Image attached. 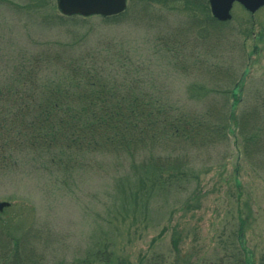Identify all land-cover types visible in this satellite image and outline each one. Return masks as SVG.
<instances>
[{
  "label": "rangeland",
  "instance_id": "1",
  "mask_svg": "<svg viewBox=\"0 0 264 264\" xmlns=\"http://www.w3.org/2000/svg\"><path fill=\"white\" fill-rule=\"evenodd\" d=\"M47 1L59 14L54 0H0V85L22 57L49 48L80 53L105 41L114 44L108 52L112 56L131 52L126 75L135 76L132 70L143 67L138 74L144 86L157 88L180 106L199 110L219 99L211 91L218 77L203 68L189 69L190 74L179 69L183 55L186 67L193 66L189 56L196 58L200 49L221 58L220 67L229 71L221 80L234 88L227 95L232 114L264 99V6L249 14L235 5L219 32L197 33L191 32V21L211 16L207 0H184L185 7L170 5L172 0H146V15L140 13L145 0L134 6L127 0L128 13L119 23L104 26L92 16L85 26L62 29L43 20L49 19ZM173 28L191 32L189 48L176 55L175 66L149 42L160 30ZM0 160L8 163L0 169V203L7 204L0 209V228L16 240L29 230L32 240H24L25 246L32 244L43 264H89L98 249L113 251L124 264H148L154 254L164 256L167 264H235L237 250L247 264L264 259V170L246 159L233 124L225 146L192 156L187 172L194 177L186 178L183 191H158L145 196L147 201L133 197L134 182L147 177L137 164L92 162L88 171L64 177L42 170L27 153L9 151ZM175 234L180 236L179 256L171 247Z\"/></svg>",
  "mask_w": 264,
  "mask_h": 264
},
{
  "label": "trees",
  "instance_id": "2",
  "mask_svg": "<svg viewBox=\"0 0 264 264\" xmlns=\"http://www.w3.org/2000/svg\"><path fill=\"white\" fill-rule=\"evenodd\" d=\"M139 1L131 3L134 6ZM52 3L47 1L49 19L43 17V20L55 28L85 26L83 24L91 19L56 14L52 12ZM127 9L116 16H96V19L104 26L119 23L127 15ZM149 9L147 1H142L140 13L146 15ZM36 13L42 15L44 11L36 8ZM223 24L211 16L203 21L192 19L190 30L219 32ZM184 32L163 29L152 35L149 42L160 56L165 54L175 66L176 55H183L189 48L191 32L188 28ZM97 46L74 54L49 48L17 62L0 85V157L9 151L27 153L41 163L42 170L64 177L88 171L92 162L95 165L104 161L137 164L147 177L140 176L134 182L133 197L147 201L145 196L158 191H183L188 184L186 178L194 177V173L187 172L192 156L225 146L233 124L246 159L254 168L264 170V99L257 100L243 112L232 114L233 106L227 95L234 88L222 83L221 78L229 71L220 67L221 58L200 49L196 58L189 56L193 66L186 67V55L178 59L183 73L195 72L197 67L213 78L218 77L214 81L218 87L214 86L211 91L219 99L212 104L203 103L197 110L165 98L157 88L144 86L138 74L143 67L132 70L138 72L135 76L126 75L124 70L128 67L130 51L125 57L112 56L108 53L114 48L112 42L104 41ZM121 75L128 77L118 79ZM6 166L8 163L0 160V169ZM2 230L0 228V264H43V258L31 250L32 244L25 246L24 240H32L29 230L22 240L13 239ZM241 233L239 227L238 240ZM179 239L178 234L172 235L171 247L176 256H179ZM242 255L240 250L233 254L235 264H247ZM90 259L89 264H124L122 258L107 249L96 250ZM147 263L167 264L165 257L159 254H154ZM216 264H224V261ZM258 264H264V259Z\"/></svg>",
  "mask_w": 264,
  "mask_h": 264
},
{
  "label": "water",
  "instance_id": "3",
  "mask_svg": "<svg viewBox=\"0 0 264 264\" xmlns=\"http://www.w3.org/2000/svg\"><path fill=\"white\" fill-rule=\"evenodd\" d=\"M58 12L62 16H80L83 18L99 16L111 17L123 13L127 0H55ZM210 13L219 22L231 19L233 3L241 5L249 13L264 6V0H207ZM0 203V209L6 206Z\"/></svg>",
  "mask_w": 264,
  "mask_h": 264
},
{
  "label": "flooded vegetation",
  "instance_id": "4",
  "mask_svg": "<svg viewBox=\"0 0 264 264\" xmlns=\"http://www.w3.org/2000/svg\"><path fill=\"white\" fill-rule=\"evenodd\" d=\"M235 5H238V4H237V3H233L232 8H233ZM232 8H231V10H232ZM231 10H230V12H231ZM230 14H231V13H230Z\"/></svg>",
  "mask_w": 264,
  "mask_h": 264
}]
</instances>
